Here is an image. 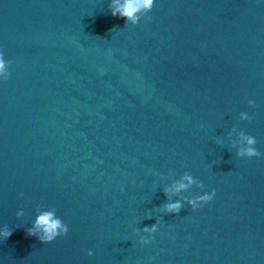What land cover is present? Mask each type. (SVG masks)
Returning <instances> with one entry per match:
<instances>
[{
    "label": "water",
    "instance_id": "1",
    "mask_svg": "<svg viewBox=\"0 0 264 264\" xmlns=\"http://www.w3.org/2000/svg\"><path fill=\"white\" fill-rule=\"evenodd\" d=\"M110 2L0 0V264H264V5L155 0L132 26ZM185 171L216 196L165 214ZM37 205L68 234L29 237Z\"/></svg>",
    "mask_w": 264,
    "mask_h": 264
},
{
    "label": "clouds",
    "instance_id": "2",
    "mask_svg": "<svg viewBox=\"0 0 264 264\" xmlns=\"http://www.w3.org/2000/svg\"><path fill=\"white\" fill-rule=\"evenodd\" d=\"M258 5H264V0H255ZM155 0H111L109 9L111 16L114 18L124 19L126 24L136 26L139 22L146 18L152 11ZM10 61H6L2 51H0V84L7 82L10 79L11 73L9 71ZM247 107L254 109L256 107L253 99L247 100ZM240 121H250L249 113L241 111L238 116ZM230 146L235 149L236 157L239 159H253L259 158L261 153L257 150L256 138L239 131L236 127L232 128L229 135ZM195 187L201 190V194L182 196V193L188 192ZM204 184L196 177L185 171L178 179L173 180L170 184H165L163 187L164 195L167 203L163 205L162 211L165 214L178 215L181 209L187 204L192 211L202 209L205 205L210 203L216 196L215 190L203 191ZM22 195V194H21ZM175 198V199H174ZM23 209L17 211V218L24 216ZM150 215V212L149 214ZM29 237H36L43 244H50L60 237L68 234V225L57 215L55 208H46L37 205L35 208L34 219L31 222V227L27 230ZM158 231V226L152 224L137 230V234L143 233L144 237L141 238V243L149 245L153 234ZM12 232L5 225L0 227V241L8 239ZM87 256H93L92 250L87 251Z\"/></svg>",
    "mask_w": 264,
    "mask_h": 264
}]
</instances>
